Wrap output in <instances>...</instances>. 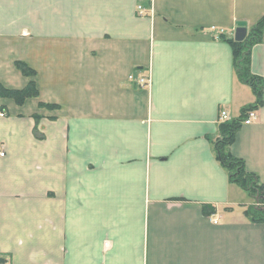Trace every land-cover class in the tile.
<instances>
[{
    "label": "crops",
    "instance_id": "crops-1",
    "mask_svg": "<svg viewBox=\"0 0 264 264\" xmlns=\"http://www.w3.org/2000/svg\"><path fill=\"white\" fill-rule=\"evenodd\" d=\"M263 16L264 0H0V86L38 89L0 96L2 264H264L254 198L215 148L221 111L256 100L228 39ZM249 68L264 78V40ZM230 152L264 184V95Z\"/></svg>",
    "mask_w": 264,
    "mask_h": 264
},
{
    "label": "trees",
    "instance_id": "trees-1",
    "mask_svg": "<svg viewBox=\"0 0 264 264\" xmlns=\"http://www.w3.org/2000/svg\"><path fill=\"white\" fill-rule=\"evenodd\" d=\"M264 40V16L250 30L246 39L242 42L228 39L233 47L234 67L241 81L248 84L255 96L256 100L253 104L243 109L240 117L223 122L221 125V136L216 140L215 148L217 159L221 165L227 170L231 182L237 183L246 190L255 201V205L248 207L245 211L246 216L253 222L264 223V184L260 181L259 176L249 172L242 159L233 156L230 147L235 141L236 134L250 111H257L263 104L264 95V78L255 75L249 68L250 55L252 47ZM16 66L27 77H34L36 72L26 63L17 62ZM0 96L14 100L17 104H22L28 98L38 96V89L34 80H31L24 89H7L0 86ZM46 107H54L42 104ZM209 214V210L205 209ZM4 260L0 258V264Z\"/></svg>",
    "mask_w": 264,
    "mask_h": 264
},
{
    "label": "built area",
    "instance_id": "built-area-1",
    "mask_svg": "<svg viewBox=\"0 0 264 264\" xmlns=\"http://www.w3.org/2000/svg\"><path fill=\"white\" fill-rule=\"evenodd\" d=\"M139 10L142 14H145L144 12V8L142 6H139ZM140 83L142 84V86L144 87H149L151 84V77H147V78H143L141 79ZM2 115V114H1ZM221 121L222 122H226L231 120L230 116L228 115V113L226 111H221V115H220ZM257 118V111L253 110L250 111L248 113V116L246 117V119L244 120V125H248L251 124L255 119ZM1 155H4V153H1Z\"/></svg>",
    "mask_w": 264,
    "mask_h": 264
},
{
    "label": "water",
    "instance_id": "water-1",
    "mask_svg": "<svg viewBox=\"0 0 264 264\" xmlns=\"http://www.w3.org/2000/svg\"><path fill=\"white\" fill-rule=\"evenodd\" d=\"M247 34H248V30L246 27V23L245 22H239L238 28H237L236 33H235V40L238 42H242L246 39Z\"/></svg>",
    "mask_w": 264,
    "mask_h": 264
}]
</instances>
